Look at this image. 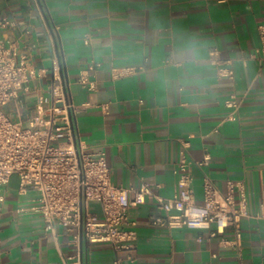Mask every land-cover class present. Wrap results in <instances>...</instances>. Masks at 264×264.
<instances>
[{"label": "crops", "instance_id": "0c3cea01", "mask_svg": "<svg viewBox=\"0 0 264 264\" xmlns=\"http://www.w3.org/2000/svg\"><path fill=\"white\" fill-rule=\"evenodd\" d=\"M39 6L0 0V15L11 20L0 36L22 51L31 47L33 64L47 69L39 83L45 94L55 62L65 68L74 101L90 104L77 117L80 137L105 150L112 182L147 183L155 194L173 197L186 141L197 201L205 176L223 194L228 179L241 180L249 216L240 221L238 250L232 227L211 236L154 225L152 216L163 211L147 197L130 208L135 224L127 228L136 231L130 248L116 251L109 241L86 247L81 237L74 241L76 230L58 224L54 235L39 214L18 212L36 193L20 195L12 177L0 207V264H64L60 251L80 249L82 264H264V219L252 217L264 212V57L256 52L264 0H40ZM214 47L232 60L233 80L217 76L209 58ZM92 59L100 63L89 72L95 91L77 82ZM233 93L241 106L227 119L224 104ZM234 194L239 202L238 188ZM89 209L102 217L97 201Z\"/></svg>", "mask_w": 264, "mask_h": 264}, {"label": "built area", "instance_id": "2783aa9c", "mask_svg": "<svg viewBox=\"0 0 264 264\" xmlns=\"http://www.w3.org/2000/svg\"><path fill=\"white\" fill-rule=\"evenodd\" d=\"M36 1L39 6L40 0ZM38 12L45 17L40 6ZM10 24L8 16L0 15V30ZM258 30L261 46L256 52H262L264 57V23ZM85 42L88 43L89 38ZM209 58L219 78H235L232 60L222 58L218 48L209 50ZM99 65L92 59L77 82L95 91L97 83L89 72ZM60 69L59 62H55L54 76L45 94L39 83L47 69L33 64L31 47L22 51L16 40L0 36V207L6 200L11 178L16 175L20 195H27L29 191L36 193L31 204L18 208V212L39 214L54 235L59 224L68 231L76 230L74 241L78 242L81 237L86 247L109 241L120 251L130 248L136 239V231L127 228L135 224L130 218V208L153 197L163 211L152 216L154 225L210 230L211 236L232 227L235 235L232 244L240 250V221L249 216L243 181L228 179V191L223 194L215 182L205 176L203 201L198 202L187 155L189 143L183 141L181 158L175 168L178 190L173 197L155 194L147 183L140 188L115 185L105 150L89 148L80 137L77 117L90 104L74 101L70 82ZM224 105L229 111L227 119H231L239 110L241 99L233 93ZM235 188L241 193L239 202ZM91 201L100 204L101 218L90 211ZM252 217L264 219V212ZM81 251L72 255L60 251L63 263L82 264Z\"/></svg>", "mask_w": 264, "mask_h": 264}, {"label": "water", "instance_id": "95a60500", "mask_svg": "<svg viewBox=\"0 0 264 264\" xmlns=\"http://www.w3.org/2000/svg\"><path fill=\"white\" fill-rule=\"evenodd\" d=\"M48 25L50 26L49 23H48ZM49 30H50V35L52 37V40L54 41V45L57 48L58 47V35H57L56 32H54V30H53V28L51 26L49 27ZM61 71H62L63 76L66 78V80H68L67 77H66V72H65V68L64 67H62Z\"/></svg>", "mask_w": 264, "mask_h": 264}, {"label": "rangeland", "instance_id": "374dc122", "mask_svg": "<svg viewBox=\"0 0 264 264\" xmlns=\"http://www.w3.org/2000/svg\"><path fill=\"white\" fill-rule=\"evenodd\" d=\"M13 177H17L16 175H14Z\"/></svg>", "mask_w": 264, "mask_h": 264}]
</instances>
